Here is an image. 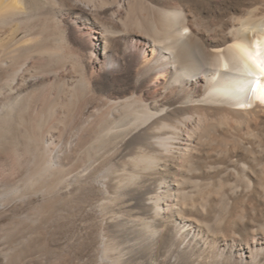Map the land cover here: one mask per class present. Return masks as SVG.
I'll list each match as a JSON object with an SVG mask.
<instances>
[{
	"label": "bare ground",
	"instance_id": "bare-ground-1",
	"mask_svg": "<svg viewBox=\"0 0 264 264\" xmlns=\"http://www.w3.org/2000/svg\"><path fill=\"white\" fill-rule=\"evenodd\" d=\"M49 1L32 11L0 0V78L22 68L42 81L0 106V128L12 122L18 133L8 140L13 160L29 162L23 184L53 197L115 156L99 198L130 191L134 208L108 213L114 228L164 245L171 222L196 208L207 214L198 226L238 236L240 250L258 236L262 254L248 257L264 264V0ZM64 13L95 28L85 47L97 52L69 46ZM35 94L56 104L37 106ZM66 131L70 154L54 156Z\"/></svg>",
	"mask_w": 264,
	"mask_h": 264
},
{
	"label": "rangeland",
	"instance_id": "rangeland-1",
	"mask_svg": "<svg viewBox=\"0 0 264 264\" xmlns=\"http://www.w3.org/2000/svg\"><path fill=\"white\" fill-rule=\"evenodd\" d=\"M24 1L31 10L33 9L32 11L48 8L51 4L49 0L48 2L46 0ZM66 1L78 5H84L86 2L85 0ZM99 16L103 17L102 12ZM60 19H62V26L64 24L63 27L68 29L66 34L69 36L68 42L71 41L69 46L76 47L75 49L81 53L97 52V48L93 46L88 49L85 47L86 41H96L94 37L97 33L93 26L83 24L71 13H64ZM34 22L36 21L31 20L28 24L32 25ZM18 32L16 39L22 38V30ZM89 67L88 77L94 84H99L98 72L93 65ZM21 70L17 74L11 72L7 76H1V107L13 102V99L22 92H32L42 82L41 78L35 74L32 79L27 76L28 74L22 76ZM55 88V85L49 84L45 92L52 94ZM52 97L53 95L49 98L45 95L35 94L34 96L36 104L39 102L37 106L40 102L53 105L55 101L56 104L57 99ZM16 113L14 112L15 118ZM13 126L15 127V124L8 122L0 128V264H250L249 262L252 264V259L255 263L254 261H257L262 254L258 236L249 237L248 248H244L243 251L238 249L240 247L238 236L229 232L222 233L224 235L214 234L210 229L207 230L206 226L202 224L201 227L198 226L199 224L197 225L194 220H200L207 214L197 213L196 208L185 210V215L181 216L184 215L186 220L179 216L171 222L173 232L168 235V241L164 245L160 243L159 235L152 240L153 242L143 241L137 244L133 241V236L129 235L130 232L114 228V225L106 218L108 213L124 214L134 208L131 204L134 199L132 195L127 194L130 191L120 190L111 198H99L102 194H107L104 184L109 174L107 168L110 169V160L114 161L115 156H109V162L99 166L97 171L96 168L91 169V176L85 180L83 186H80L79 182L69 180L68 187L63 192L54 194L53 197L48 196L23 184L22 179L29 162L23 158L24 164L18 169V165L11 156L8 140L11 136L14 137L15 133L18 134ZM55 143L57 145L54 156L59 155L65 158L70 154L72 143L69 132L66 131ZM98 170L101 171V175ZM94 179L97 181L95 182ZM76 187L83 188L75 192ZM71 192L75 193L67 198L64 196V201L57 200ZM54 199L57 201L56 206L49 215L40 219L41 207ZM206 204L204 202V210L208 208ZM194 209H196L195 212ZM189 223H191L190 230H185L184 224ZM163 230L162 234L165 233ZM248 249L253 251L250 250L251 256L252 254L255 256L251 257L252 259L248 257Z\"/></svg>",
	"mask_w": 264,
	"mask_h": 264
}]
</instances>
